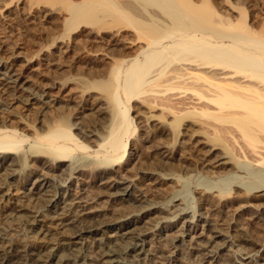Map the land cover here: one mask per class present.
<instances>
[{"label":"bare ground","instance_id":"6f19581e","mask_svg":"<svg viewBox=\"0 0 264 264\" xmlns=\"http://www.w3.org/2000/svg\"><path fill=\"white\" fill-rule=\"evenodd\" d=\"M62 1L67 4L63 24L68 34L91 27L95 31L90 32L102 38L112 31L122 39L133 37L132 43L108 51L113 57L109 67L93 79L105 89L114 87L112 111L85 122L88 113L81 116L71 103L87 95L89 86L72 92L61 78L35 83L24 74L34 66L29 59L20 65L17 55L0 58V114H5L0 118V264H181L183 256L176 253L180 248L194 254L197 264H226L219 250L232 245L241 251L235 263L246 264L249 252L235 242L249 238L238 235L235 226L230 227L235 234L226 235L207 212L200 218L208 226L206 231L213 229L212 239L204 233V240L202 231L195 229V214H176L178 208L171 209L170 217L182 214L180 221L193 227L176 226L174 232L158 227L153 202L125 171H134L136 177L177 172L162 147L158 151L154 145L160 158L148 165L135 144L129 145L132 118L127 106L132 98L151 92L154 102L163 101V107L174 113V124L185 115H201L216 122L213 126L218 130H233L251 147L264 149V29L254 30L242 14L233 20L213 16L209 0L202 1L207 4L203 10L192 0ZM128 2L138 7L125 4L130 9L115 10ZM37 73L43 77L41 69ZM177 86L179 92L171 93ZM14 104H21L24 111ZM27 115L37 121V131L22 134L9 124L11 118L21 122ZM262 154L253 158L264 164ZM222 160L216 159L215 165ZM242 165L247 170L250 166ZM246 175L255 177L242 182L247 190L264 185V168L252 167ZM237 180L225 176L218 184L225 190ZM186 184L183 181L169 199L182 193V202L188 203ZM101 197L109 203L101 205ZM253 198L263 201L262 215L264 192ZM259 220L264 224V217ZM215 237H221L223 244H212Z\"/></svg>","mask_w":264,"mask_h":264},{"label":"rangeland","instance_id":"374dc122","mask_svg":"<svg viewBox=\"0 0 264 264\" xmlns=\"http://www.w3.org/2000/svg\"><path fill=\"white\" fill-rule=\"evenodd\" d=\"M192 1L195 2V4H200V10H203L207 5L204 2L202 3L203 0ZM209 2L213 16L217 13L219 16L222 15L221 17L233 20L242 14L254 30L259 32L264 29V0H209ZM125 4L138 7L137 4L128 2V4H119L114 8L120 12L124 9H130L129 6L124 8L126 7L124 6ZM66 6L67 4L62 0H0V58L17 55L19 58H15V60L17 61V64L20 65L24 64V62L29 59V65L34 66L25 70L26 72L24 71V74L29 76L30 80L35 83L38 81L49 82L54 78L60 82L59 78H61V83L64 82L66 86H70L72 89L75 88L74 90L71 89L72 92H76L80 87L89 86V88L87 87V90H89L87 91V95H83L81 98L78 96L76 98L74 97V100H78L75 102L73 101L71 104L75 106L74 108L76 110L78 109L77 112L81 110L80 112L82 113L84 111V113H88L85 115L84 113L81 114V116L84 115L83 122H85L86 119L89 120L88 118L95 120L98 119L100 113L104 116L106 113H110L115 105V101L112 97L114 94V87L111 85L105 89L100 84H93V79L98 76L99 72H106L109 67L113 57L111 54H108V51L113 52L115 48L121 46L128 47L129 44L132 43L130 40L133 37H128L132 34L127 33V35H125L128 38L123 37L125 40L123 41L120 35L108 31L110 35L108 34V37L103 36V38H105L103 39L100 33L97 32L98 36L95 33L90 32L93 30L91 27L86 28L80 34H75L73 31L68 34L66 26L63 24V19L67 16V14H64L67 13ZM197 12L199 13V10L196 11V13ZM130 28L131 27H126V30L134 31ZM113 34L115 38L112 36ZM107 39L108 41H104ZM128 42L130 43L126 44ZM105 49L110 50L106 51ZM37 69H41L43 77L42 75H38ZM178 88L179 86L171 91V93L179 92ZM74 95L77 94H73V96ZM139 95L140 96L134 97L135 99L132 98L127 106L128 115L132 118V122L130 123L132 131L129 136V145L131 144L132 147H137L135 148L138 150L144 163L148 165H153L158 158H160L157 157L159 156L158 151H166L170 156V158H168V163L172 164L176 169L175 172H177V174L173 173L168 176L154 175L151 177H136L134 176L135 174H133L134 171H125L127 174L132 175L131 178H135L133 180L134 185L136 187L137 185L143 187L142 189L141 187L137 188L140 189L144 195L146 193L145 197L150 202H153L152 204L155 207L153 211H156V215H154L157 216L156 219L159 217L157 220L159 221L158 227L166 226L167 228H170L171 232H174L176 226L179 229H184L183 227L187 226L189 228L193 227L194 225L192 223H187V226H185V223L180 221L182 214L177 217H170L172 214L169 212L172 210L175 212V208H178L176 214L184 212L195 214V217H197L194 218L193 221L196 224L195 229L197 228L198 232L202 231L204 240H206L204 238V233L209 239H212L211 236L213 229L211 231L210 229L209 231H206L208 226L206 225V222H203L200 218L202 215L205 216L204 214L207 212V217L212 219L211 222L216 223L214 226L216 228H221L226 235L235 234V232L230 230V227L235 226L237 233H239L238 235L242 233L241 236L245 235V237L249 238L248 241H245L241 237L238 238L239 241L235 242L239 244V246H243L242 248L250 253H248V259L245 260L246 264H264V259H262L264 258V224H260V220L258 222L259 218L264 217V212L260 215V212L262 211L259 209V204L263 203V201H256V199L254 200L253 198L258 193L260 194L264 192V185L261 187L259 186V188L256 189L252 188L247 190L246 186L242 183L255 179V177L246 175V172H248L249 169L252 167L264 168V164L256 162L257 157H259L261 153H264V149L260 146L251 147L233 130L226 132L225 130L223 131L222 127V129L220 128L221 130H218L217 128L219 127L216 128V126H213L216 125V122L210 118L206 119L201 115H185L181 118L180 122L174 124V113L169 112L168 109L163 107V101H156L155 99L154 102L153 98H151L153 96L151 92L141 93ZM143 99L144 101L153 102H144ZM93 101H99V105L94 107L95 103H93ZM78 103L79 106L77 105ZM14 105L18 110L24 111L25 109L21 104ZM96 108L98 112L96 111ZM0 116V118H3L5 117V114H0ZM25 117L21 122L19 121L21 119L11 118L9 124L16 127L22 134H31L33 131H37V121L33 120L30 115ZM12 119H14L13 122ZM204 122H209V124L207 125ZM210 123H212V126ZM28 124L33 127L27 126ZM28 129H31V131ZM232 134L235 135L234 138H232ZM154 145L156 147L158 146L157 148L162 147L163 150L161 148H159L160 150L154 149L156 148ZM256 150L257 152H255ZM218 158L223 159L222 161H224V163L215 165L216 159ZM242 164H250L248 170ZM126 166L128 167V163L125 164V168L123 167V169H128ZM225 176H237L238 180L236 181L237 183L233 182L225 190H221L218 184L219 179ZM183 181L187 183L186 192L189 197V202L186 204L182 202V193L178 194L173 199H169L174 191L181 189ZM202 181H204L205 184L204 182L201 183ZM106 200L105 197H101L99 200L100 204L107 205V202L109 203V201L107 200L106 202ZM157 200H161L162 202ZM251 203H254L255 206ZM118 204L119 203H116V205ZM165 209L169 211L167 212ZM198 212L201 215H199ZM158 214L162 215L158 216ZM165 214H168V217L165 216ZM157 232L158 230H153V233ZM221 243L223 244L221 237L213 238L212 244ZM224 245H227V243H224ZM231 247L227 246L220 249L218 255L221 256V259L223 258L222 260L226 262V264H237L235 263V260L240 261V258H238L239 256L237 255H239L241 251L236 250L237 248L233 245ZM180 250L176 253L181 252V256H183V264H189V262L190 264H197L194 254L191 256L189 253L190 251L186 248H180ZM234 250L235 252H238L235 253ZM185 260L188 262H185ZM218 261L220 262L221 260Z\"/></svg>","mask_w":264,"mask_h":264}]
</instances>
